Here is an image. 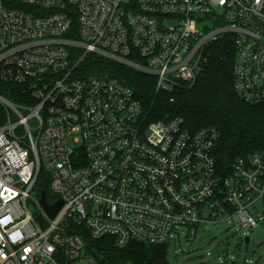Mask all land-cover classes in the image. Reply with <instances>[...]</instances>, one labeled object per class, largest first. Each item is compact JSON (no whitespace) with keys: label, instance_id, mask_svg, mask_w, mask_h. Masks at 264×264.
I'll use <instances>...</instances> for the list:
<instances>
[{"label":"built area","instance_id":"obj_1","mask_svg":"<svg viewBox=\"0 0 264 264\" xmlns=\"http://www.w3.org/2000/svg\"><path fill=\"white\" fill-rule=\"evenodd\" d=\"M225 39L237 94L262 101L264 0H0V264H102L86 238L156 245L264 224L263 151L225 174L214 128L150 120L130 86L83 72L103 57L172 93ZM43 192L63 202L54 217Z\"/></svg>","mask_w":264,"mask_h":264},{"label":"trees","instance_id":"obj_2","mask_svg":"<svg viewBox=\"0 0 264 264\" xmlns=\"http://www.w3.org/2000/svg\"><path fill=\"white\" fill-rule=\"evenodd\" d=\"M233 60L229 39L215 43L202 76L193 84H180L172 93L158 90L155 76L103 57H91L83 72L113 76L130 86L150 120L182 117L193 130L214 128L218 132L215 157L220 170L227 174L238 158L264 152V99L251 103L237 94ZM8 87L11 97L20 90L16 84ZM48 187L46 184L42 189L48 192ZM85 242L87 252L102 264H171L168 243L132 241L118 247L106 237L86 238Z\"/></svg>","mask_w":264,"mask_h":264},{"label":"rangeland","instance_id":"obj_3","mask_svg":"<svg viewBox=\"0 0 264 264\" xmlns=\"http://www.w3.org/2000/svg\"><path fill=\"white\" fill-rule=\"evenodd\" d=\"M167 257L171 264H264V224L253 229L232 220L204 224L191 237L172 238Z\"/></svg>","mask_w":264,"mask_h":264},{"label":"water","instance_id":"obj_4","mask_svg":"<svg viewBox=\"0 0 264 264\" xmlns=\"http://www.w3.org/2000/svg\"><path fill=\"white\" fill-rule=\"evenodd\" d=\"M42 202H43V204L45 205L47 211L49 212V214H50L52 217H54V216L58 213V211L60 210V208H61V206H62V204H63L62 201H59V202H58L57 204H55L54 206H48L47 203H46L45 193H44V192H43V194H42ZM40 219H41V217H40ZM245 242H246V243H249V242H250V238H249V237H246ZM151 245H152V244H151Z\"/></svg>","mask_w":264,"mask_h":264}]
</instances>
